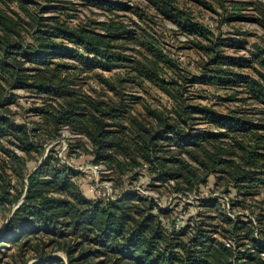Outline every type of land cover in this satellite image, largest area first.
<instances>
[{"label": "trees", "instance_id": "obj_1", "mask_svg": "<svg viewBox=\"0 0 264 264\" xmlns=\"http://www.w3.org/2000/svg\"><path fill=\"white\" fill-rule=\"evenodd\" d=\"M83 1L105 7L99 0ZM156 1L161 12L177 22L184 32L210 42L204 44L197 39V46L208 59L204 61L202 75L194 80L225 87L245 85L250 96L264 104V62L262 69L254 67L258 78L238 71L236 68L250 66L252 61L248 56L223 52L220 46L225 44V38L221 34L215 35L202 22L187 17V13L175 5V0ZM259 3L257 8L264 25V2ZM6 4L0 1V110L6 107L5 111H0V137L8 138V142L24 153L39 152L43 148L34 139L37 128L16 122L9 115L11 109L4 98L8 84L26 86L30 82V87L55 101L49 105L51 108H37L46 115L55 134L60 126L67 125L74 133L87 136L97 159L108 163L115 161L122 167L116 155L130 158V165L139 164L137 158L141 156L157 172L159 179L176 180V188L182 189L183 183L192 187L196 174L193 165L179 155L185 152L203 164L210 161L212 168L225 166L223 170H228L237 193L241 192L243 196L260 193L259 183L264 182L260 177L264 175V120L255 121L237 109L223 113L211 105L190 104L183 107L184 112L191 108L217 130L182 129L166 122L158 110L153 112L161 120L160 126L148 128L127 111L125 103L113 106L106 99L76 87L69 71L90 70L96 66L111 68L133 62L137 77L172 93L168 82L160 76L162 55L153 48L152 40L147 37V42L143 41L153 52L150 56L144 53L143 58L131 59L122 51H114L113 41L123 37L131 39L134 35L127 24L110 19L97 22L103 31L84 26L38 28L32 32L33 39L26 42L23 30L27 21L19 13L9 11ZM213 35L214 39L210 37ZM65 58H72L82 65L69 63ZM25 62L29 66H24ZM126 116L131 127L125 125ZM110 122L118 127L111 128ZM171 146L177 148V153ZM4 149L18 164L17 171L27 178V182H23V188L13 195L9 185L0 179V207L7 208L8 212L26 191L24 201L10 215L1 232L0 242L20 244L24 240L20 246L23 254L30 252L31 257L38 258L31 264H65L64 259L50 254L57 249L66 252V264H264V240L250 239L249 246L245 244L244 250L236 251L201 231L192 239L196 247L189 249L186 244L172 243L156 215L145 212L142 202L148 203L150 208L157 206L161 211L152 197L126 192L116 198H90L78 189L75 178L80 171L64 163L57 152L50 149L35 170L25 173L22 155L16 149ZM164 149L171 155L159 156ZM239 198L236 201L244 202V197ZM262 202L251 210L258 225L251 217L234 221L243 224L234 225L235 230L246 229L240 237L242 242L244 238H250L257 226H264V199ZM183 230L181 228L180 232ZM174 246H181L185 251H175Z\"/></svg>", "mask_w": 264, "mask_h": 264}, {"label": "rangeland", "instance_id": "obj_2", "mask_svg": "<svg viewBox=\"0 0 264 264\" xmlns=\"http://www.w3.org/2000/svg\"><path fill=\"white\" fill-rule=\"evenodd\" d=\"M0 1L7 3L9 11L19 13L27 21L23 30L26 42L33 39L32 32L38 28L84 26L103 31L97 22L110 19L127 24L132 29L131 35H134L131 39L123 37L113 41L114 51H122L131 59L143 58L144 53L150 56L153 52L143 41L147 42V37L152 40L153 48L162 55L160 76L168 82L167 86L173 94L163 90L158 84L137 77L131 64L133 62L111 68L96 66L90 70L79 68L69 71L76 87L100 99H106L113 106L125 103L127 111L148 128L156 129L160 126L161 120L153 112L158 110L166 122L182 129L195 127L217 130L214 125L204 122L200 114L193 112L191 108L184 112L183 107L190 104L211 105L223 113L237 109L244 111L247 117L255 121L264 120V104L256 102L245 85L225 87L194 80V77L202 75L204 61L208 59L207 54L197 46V39H201L204 44L210 42L184 32L177 22L161 12L156 0H99L105 7L83 0ZM259 2L264 0H175V5L184 10L187 17L209 26L215 35L221 34L225 38L223 41H226L220 46L223 52L248 56L252 61L250 66L236 69L258 78L254 67L262 69L264 62V25L260 21L263 16L257 8ZM215 35L210 37L214 39ZM68 44L83 50L77 44ZM64 60L80 63L72 58ZM24 66H29L28 62ZM29 83L26 86L8 84L4 98L7 99L6 106L11 109L8 111L9 115L16 122H25L30 128H37L38 133L34 139L43 148L39 152L24 153L8 142V138L0 137V179L5 185H9V191L13 195L23 188V182H27V178L18 173V164L11 160L4 148L16 149L22 155L25 173L35 170L51 149L62 157L64 163L80 171L75 178L78 189L90 198H116L126 192L152 197L161 211L157 206L150 208L146 202L141 204L145 207V212L156 215V220L171 236L172 243L186 244L187 248L193 249L196 246H193L192 239L201 231H206L236 251L249 246L250 239L264 240V226H257L248 240L244 238V242L240 237L245 234L246 229L233 228L234 225H243L234 222L236 219L247 220L249 217L258 225L251 210L256 205L263 204L264 182L259 183L260 193L243 196L241 192L237 193L232 178L226 172L228 170H223L226 169L225 166L217 165L212 168L210 161L203 164L185 152L179 155L193 165L196 174L192 187L183 183L182 189L176 188V180L159 179L157 172L141 156L137 158L139 164L130 165V158L116 155L121 160L122 167L115 161L108 163L97 159L92 142L87 136L74 133L67 125L60 126L57 135L55 134L46 115L37 109L51 108L49 105L55 101L46 94L37 92ZM5 108L0 111H5ZM128 120L126 116L125 125L131 127ZM110 123L111 128L118 127L117 124ZM129 141L132 142L130 137ZM171 148L177 153L175 146ZM158 155L168 157L171 152L164 149ZM260 177L264 180V175ZM239 196L244 197V202L236 201L237 197L240 199ZM209 201L214 202L209 204ZM8 215L7 208L0 207V234ZM181 228L184 230L180 232ZM21 243L0 242V264H31L38 259L31 257L30 252L23 254ZM172 249L181 253L185 251L181 246H174ZM50 254L61 257L65 264L68 261L63 249Z\"/></svg>", "mask_w": 264, "mask_h": 264}, {"label": "water", "instance_id": "obj_3", "mask_svg": "<svg viewBox=\"0 0 264 264\" xmlns=\"http://www.w3.org/2000/svg\"><path fill=\"white\" fill-rule=\"evenodd\" d=\"M39 164H41V162L39 163ZM27 190V189H26ZM25 195H26V191H25V193H24V195L22 196V198L17 202V203H15V205L11 208V210H10V212H9V216L7 217V219H6V221H5V224H4V226H3V228H2V230H1V232L5 229V227L7 226V223H8V221H9V217H10V215L14 212V210L24 201V198H25Z\"/></svg>", "mask_w": 264, "mask_h": 264}]
</instances>
